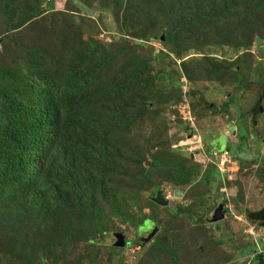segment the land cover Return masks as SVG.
I'll return each instance as SVG.
<instances>
[{"label":"rangeland","instance_id":"obj_1","mask_svg":"<svg viewBox=\"0 0 264 264\" xmlns=\"http://www.w3.org/2000/svg\"><path fill=\"white\" fill-rule=\"evenodd\" d=\"M187 1V15L201 7L199 0ZM48 2L0 0V84L21 85L13 72H29L33 53L58 75L68 71L77 53L78 71L100 60V80L89 93L92 101L124 111L125 121L114 122L109 143L111 154L120 152L112 158L119 167L111 173L106 198L90 192L85 214L66 209L56 222L64 229L30 208L17 217L15 207L0 202V264H257V255L264 259V227L246 216V210L264 207L263 6L241 7L173 37L180 11L159 16L150 0H58L21 24L29 11ZM92 44H98L95 53ZM128 77L131 96L114 105L105 92ZM29 88L27 83L17 91L30 97ZM140 89L145 90L139 95ZM65 135L64 143L78 149L87 142L84 134L69 140ZM224 141L240 167L232 178L219 175L203 151ZM61 162L43 159L38 166L54 175ZM182 170L193 174L178 184ZM159 191L168 205L153 200ZM221 203L225 216L215 221L213 211ZM153 222L158 230L145 243ZM117 232L125 235L124 246L117 244Z\"/></svg>","mask_w":264,"mask_h":264},{"label":"trees","instance_id":"obj_2","mask_svg":"<svg viewBox=\"0 0 264 264\" xmlns=\"http://www.w3.org/2000/svg\"><path fill=\"white\" fill-rule=\"evenodd\" d=\"M56 1L49 0L46 7L32 9L29 17L23 18L21 24L40 16L45 8L52 9ZM150 1L157 6L156 14L159 16H168L176 9L180 11L169 37L203 23L225 18L238 12L241 7L256 5L264 8V0H205V3L199 0L197 4L201 7L187 15V9L191 7L187 0H172L173 4L171 0ZM97 45L92 44L93 53L97 52ZM180 55L178 51L177 57L180 58ZM80 58L81 53L75 54L73 65L70 64L66 73L58 75L47 69L45 62L37 61L38 55L33 53L32 69L29 72H13L14 80L19 77L21 85H15L16 81L8 85L0 84V202L15 207L17 217L24 214L23 210L30 208L55 224L57 229H64L56 222L67 208L71 212L79 208L83 214L86 213L88 193L96 192L101 198H106L111 173L114 167L115 170L119 167L118 162L112 158L115 153L120 155V152L116 150L111 154L109 143L118 126L114 122L120 121L122 124L125 121L124 111L106 102L99 104L92 101L89 90L94 81L100 80L101 61L78 71L77 62ZM131 76L139 77L140 74ZM49 77L52 79L46 81ZM130 78L111 88L113 92L109 88L105 92V96L114 105L125 99L126 94L131 96ZM140 81L146 83L142 78L136 82L140 84ZM27 83H30V97L17 91V87ZM131 105L133 107L130 101V111ZM79 134L87 137L82 149H78L74 143H64L65 137L62 135L69 136V140L72 135ZM226 147L231 149L228 143ZM55 157L63 162L54 165V175L50 174L49 168L39 169L41 160L44 159V163L48 164ZM262 163L264 168V159ZM192 174L182 170L177 183L188 182ZM204 178L206 175L201 180ZM261 178L264 182V171ZM113 197L115 195L110 196ZM246 214L247 218L264 227V207L248 209ZM22 245L29 247L25 241ZM255 261L264 264V259L261 260L258 255Z\"/></svg>","mask_w":264,"mask_h":264},{"label":"built area","instance_id":"obj_3","mask_svg":"<svg viewBox=\"0 0 264 264\" xmlns=\"http://www.w3.org/2000/svg\"><path fill=\"white\" fill-rule=\"evenodd\" d=\"M191 119V117H189ZM196 137V135H195ZM197 141H201L200 139ZM203 149V146L199 148L198 152ZM205 158L208 162L212 163L217 169L219 175L223 178H232V175L237 172L240 167L237 160L234 158L232 152L228 149L212 148L211 150H204Z\"/></svg>","mask_w":264,"mask_h":264},{"label":"water","instance_id":"obj_4","mask_svg":"<svg viewBox=\"0 0 264 264\" xmlns=\"http://www.w3.org/2000/svg\"><path fill=\"white\" fill-rule=\"evenodd\" d=\"M181 193V192H180ZM153 200H155L157 203H160L162 205H168L169 204V199L168 197H166L162 191H159V193L157 194L156 197H153ZM224 217V212H223V204H219V206L217 207L214 215H213V220L215 221H219ZM158 230V225L156 223H153V228L151 229V231L149 230L147 235L144 238V242H148L150 241L156 234ZM116 237H117V244L119 246H124L125 245V235L122 232H117L116 233Z\"/></svg>","mask_w":264,"mask_h":264},{"label":"crops","instance_id":"obj_5","mask_svg":"<svg viewBox=\"0 0 264 264\" xmlns=\"http://www.w3.org/2000/svg\"><path fill=\"white\" fill-rule=\"evenodd\" d=\"M224 137H225V135H222V137L221 138H223L224 139ZM226 145H227V143L224 141V144L223 145H221L220 147H222L223 149H227V147H226ZM218 145H216V144H214L212 147L213 148H220V147H217ZM232 146V145H231ZM222 150V149H221Z\"/></svg>","mask_w":264,"mask_h":264},{"label":"flooded vegetation","instance_id":"obj_6","mask_svg":"<svg viewBox=\"0 0 264 264\" xmlns=\"http://www.w3.org/2000/svg\"><path fill=\"white\" fill-rule=\"evenodd\" d=\"M210 150H211V148H210ZM218 206H219V205H218ZM218 206L215 207V209H214V211H213V215H214V213H215V211H216V209H217ZM223 212H224V216H225V208H224V205H223ZM223 218H224V217H223ZM223 218H222V219H223ZM151 223H152V222H151ZM153 223H154V222H153Z\"/></svg>","mask_w":264,"mask_h":264}]
</instances>
